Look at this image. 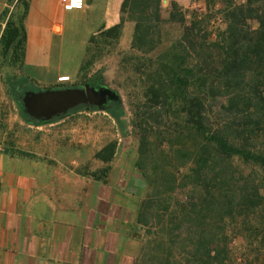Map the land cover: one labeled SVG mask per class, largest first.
I'll return each mask as SVG.
<instances>
[{"label": "trees", "instance_id": "1", "mask_svg": "<svg viewBox=\"0 0 264 264\" xmlns=\"http://www.w3.org/2000/svg\"><path fill=\"white\" fill-rule=\"evenodd\" d=\"M200 1L225 23L215 37L203 17L175 1L164 10L161 0H125L121 22L87 49L88 57L117 44L125 23H134L130 61L142 92L131 103V125L139 143L137 187L145 191L134 225L143 247L134 264H238L230 250L239 237L245 261L264 256V0ZM15 2L14 11L0 9V54L23 70L29 4ZM92 64L85 60L82 72ZM16 89L24 112L28 87L22 80ZM117 149L111 142L95 154L105 167L91 173L94 179L106 181ZM242 166L260 172V186Z\"/></svg>", "mask_w": 264, "mask_h": 264}, {"label": "crops", "instance_id": "2", "mask_svg": "<svg viewBox=\"0 0 264 264\" xmlns=\"http://www.w3.org/2000/svg\"><path fill=\"white\" fill-rule=\"evenodd\" d=\"M94 1L85 0L83 10L65 11L60 0H28L24 69L58 64L59 37L71 17H85V29L91 27L86 60L91 39L121 22L125 0H104L96 19ZM128 31L132 40L134 23H125L124 34ZM64 76L72 78L55 72L53 86L66 84L58 81ZM21 151L0 143V264L135 263L137 255L127 245L137 216L136 188L94 179L85 162L69 152L46 158Z\"/></svg>", "mask_w": 264, "mask_h": 264}, {"label": "rangeland", "instance_id": "3", "mask_svg": "<svg viewBox=\"0 0 264 264\" xmlns=\"http://www.w3.org/2000/svg\"><path fill=\"white\" fill-rule=\"evenodd\" d=\"M161 1L164 10H168L171 2L175 1L188 14L195 13L203 17L204 26L214 34V37L225 29L222 17L216 13H209L206 4L200 0ZM15 3V0L14 2L0 0V9L9 8L14 11ZM94 4L96 19L102 15L105 3L104 0H95ZM90 30L91 27L85 29V17L79 21L74 20L73 17L69 18L64 35L59 37L60 42L63 41V46L59 59L56 55L58 64L51 65L48 69L20 70L10 66L0 54V143L9 148L38 153L46 158L52 153L69 152L73 158L84 161L85 172L91 173L105 167L104 164H100V161H95L94 155L107 144L116 142L117 155L111 164L112 169L106 181L121 187L135 188V185L137 187L141 183V175L137 169L139 143L131 125L134 117L131 103L137 97L140 99L142 87L130 61L132 42L129 40L130 31L123 33L117 44L105 50L92 49L87 59L91 57L93 64L85 73L80 68L85 60V37L87 39ZM58 71L68 73L72 77L71 81L61 86L82 88L84 85H89L85 82L91 80L94 87L108 89L115 97L101 107H97L95 111L78 108L50 121H38L39 123L28 121V115L24 117L26 112L19 107V93L15 87L23 80L28 87L27 92L40 93L46 88H54L53 75ZM188 149L190 152L195 150L191 143ZM174 157L175 154H173ZM242 168L246 173L252 172L255 184L261 185V179L257 176L260 172L245 166ZM262 187L264 188V185ZM135 190L137 195L135 199H132L138 206L139 200L145 196V191L141 186ZM183 197L182 194L181 198ZM259 225L264 228L263 219ZM133 227L132 238L127 246L138 256L143 247V238L135 234ZM226 231L230 238L233 237L232 230ZM239 240L237 250H230L232 254L236 253L240 256L241 261L237 262L238 264H264V256L256 253L250 255L249 260L245 261L242 254L246 250H242L241 247L246 248V243L241 237ZM234 244L232 243V246Z\"/></svg>", "mask_w": 264, "mask_h": 264}, {"label": "water", "instance_id": "4", "mask_svg": "<svg viewBox=\"0 0 264 264\" xmlns=\"http://www.w3.org/2000/svg\"><path fill=\"white\" fill-rule=\"evenodd\" d=\"M22 102L26 114L37 121H50L82 105L97 107L103 105L101 95L89 85H86L85 89L67 88L40 93L26 92Z\"/></svg>", "mask_w": 264, "mask_h": 264}, {"label": "built area", "instance_id": "5", "mask_svg": "<svg viewBox=\"0 0 264 264\" xmlns=\"http://www.w3.org/2000/svg\"><path fill=\"white\" fill-rule=\"evenodd\" d=\"M60 3L65 11L83 10L86 6L85 0H60ZM59 83H68L71 81L69 76L60 77Z\"/></svg>", "mask_w": 264, "mask_h": 264}, {"label": "flooded vegetation", "instance_id": "6", "mask_svg": "<svg viewBox=\"0 0 264 264\" xmlns=\"http://www.w3.org/2000/svg\"><path fill=\"white\" fill-rule=\"evenodd\" d=\"M90 87H93L94 90L101 95V100L103 101V104L108 103L109 101H111L114 98V94L108 90H105L103 88H96L93 85H89ZM86 86L84 85L82 88L80 89H85ZM24 97V96H23ZM23 100V98H22ZM23 103V102H22ZM85 106V105H82ZM25 110V109H24Z\"/></svg>", "mask_w": 264, "mask_h": 264}]
</instances>
